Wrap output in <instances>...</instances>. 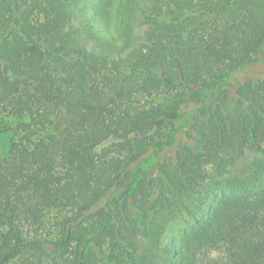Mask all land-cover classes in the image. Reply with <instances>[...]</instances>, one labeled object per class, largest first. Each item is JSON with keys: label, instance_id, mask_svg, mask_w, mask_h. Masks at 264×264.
I'll return each mask as SVG.
<instances>
[{"label": "trees", "instance_id": "16d2710c", "mask_svg": "<svg viewBox=\"0 0 264 264\" xmlns=\"http://www.w3.org/2000/svg\"><path fill=\"white\" fill-rule=\"evenodd\" d=\"M263 53L264 0H0V264H264Z\"/></svg>", "mask_w": 264, "mask_h": 264}, {"label": "rangeland", "instance_id": "374dc122", "mask_svg": "<svg viewBox=\"0 0 264 264\" xmlns=\"http://www.w3.org/2000/svg\"><path fill=\"white\" fill-rule=\"evenodd\" d=\"M260 75H264V53L261 55V57L256 61L255 63L247 66L240 72H238L235 75V78L233 80V85L238 84L239 82L248 80L249 78H254ZM198 105H189L184 110L182 111V114L179 119H177L174 122V127L170 125L168 128H166V131H170L171 129H179L180 132L179 134H189V130L192 127V120H191V115L195 112L196 108ZM13 131H8L7 133L3 134V146H2V151L4 154L7 152V145L8 142L12 136ZM183 137V136H182ZM185 138V137H183ZM174 148L170 149V153L174 152Z\"/></svg>", "mask_w": 264, "mask_h": 264}]
</instances>
